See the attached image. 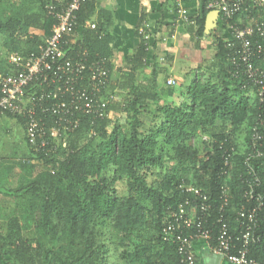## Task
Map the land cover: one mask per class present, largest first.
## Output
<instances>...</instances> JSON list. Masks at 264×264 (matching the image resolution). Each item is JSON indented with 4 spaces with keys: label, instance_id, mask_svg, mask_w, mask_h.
I'll return each instance as SVG.
<instances>
[{
    "label": "trees",
    "instance_id": "trees-1",
    "mask_svg": "<svg viewBox=\"0 0 264 264\" xmlns=\"http://www.w3.org/2000/svg\"><path fill=\"white\" fill-rule=\"evenodd\" d=\"M33 1L35 10L25 13L24 9L23 14L15 13L7 20L0 18V39L6 49L5 55H0V73H8L12 68L6 65L8 53L25 56L39 51L43 40L29 36L30 31L50 35L52 23L44 11V1ZM96 8V2L86 3L79 12L78 28L67 37H75L91 57L108 61L106 94L122 87L128 91V100L125 103L113 100L107 110L112 114L124 111L126 122L111 125L109 119L97 117L90 125L91 118L81 117V126L69 135L67 148L49 156L35 152L25 141L36 163L19 165L33 179L18 185L15 179L8 178L15 175V170L14 173L10 168L7 170L9 164L0 174V197H9L6 202L12 199L17 207L0 223V264H183L176 244L165 241L161 232L179 204L186 198L192 200L193 195L183 191L186 186L199 189L209 198L211 210L205 219L211 223L218 216L222 188L227 185L228 206L224 216L229 221L234 244L240 249L236 213L243 206L249 209L255 205L244 197L249 190L246 182H252L244 158L251 151L254 126L258 128L257 144L263 156L250 161L260 182L252 190L260 194L262 207L248 257L264 264V125H256L258 118L264 119V107H259L255 97L241 90L239 81L231 79L226 64L227 39L214 37L215 77L220 85L211 81L202 83L196 73L186 87L185 101L173 105L164 99L173 96L174 87L162 86L160 82L167 83V78H158L162 72L156 71L157 63H153L151 89L136 78L148 57L146 43L138 36L144 15L135 27L139 43L126 59L123 82L119 86V81L112 82L114 38L108 30L113 14ZM209 13L203 6L200 16H193L194 25L188 31L194 33L195 39L207 33L205 22ZM263 17L264 8L254 9L232 20L224 19L222 27L242 28ZM91 20L95 21L94 29L90 28ZM162 24L160 19L156 31L159 35ZM226 31L230 37L229 30ZM25 38L29 39L24 41ZM4 116L13 119L8 114ZM14 120L25 135L23 121ZM243 127L247 128V135L244 149L239 151L236 136ZM90 129L95 136H90ZM87 134L90 139L85 140ZM200 137L201 149L194 143L191 145V140ZM203 137L209 140L203 141ZM93 140L98 142L93 145ZM226 150H233L234 154L231 166L223 173L222 156ZM7 159L0 160L2 169ZM165 160L174 164L172 172L163 171ZM149 174L157 176L154 185L147 181ZM123 179L126 194L121 196L116 184ZM29 216L33 218L35 232L25 227ZM109 231L116 237L103 240ZM34 237L39 242H34ZM210 246H214V241Z\"/></svg>",
    "mask_w": 264,
    "mask_h": 264
},
{
    "label": "built area",
    "instance_id": "built-area-1",
    "mask_svg": "<svg viewBox=\"0 0 264 264\" xmlns=\"http://www.w3.org/2000/svg\"><path fill=\"white\" fill-rule=\"evenodd\" d=\"M43 1L46 16L52 23L50 35L43 39L37 53L25 56L12 53L7 57L12 68L8 73H0V116L8 114L13 119L22 120L27 145L35 152L49 156L58 149L67 148L69 135L81 126V117L91 118L90 125L97 117L111 121L112 113L107 108L114 96L106 94L108 61L102 57H91L86 49L77 44L75 37H67L78 28L79 12L83 6L90 1L98 3L102 0ZM263 8L264 0H209L206 5V10L215 13L221 22ZM175 15L184 23L194 25L188 11L180 3L175 8ZM90 28L94 29L95 25L91 24ZM228 30L226 64L231 79L239 81L241 90L255 97L259 107H264V17L242 28L230 25ZM154 35L145 24L138 30V36L145 41L148 52ZM167 39V36L160 37L161 42ZM167 85L176 86V80L168 79ZM256 125H264V119L258 118ZM90 136H95L93 129H90ZM250 138L251 151L245 156L244 163L252 182H246L249 190L244 197L254 201L255 205L249 209L243 206L236 213L240 249L234 244L229 221L224 216L228 206L227 185L222 188L218 216L211 223L205 219L211 210L209 198L199 189L186 186L183 191L193 195L192 200L186 198L179 204L177 210L168 216L161 232L165 241L176 244L183 264H197L193 248L197 240L214 241L212 253L230 264H262L248 257L262 207L260 194L252 190V186L256 187L260 182L250 165L251 160L263 156L257 144L260 136L256 126L251 129ZM202 140L209 139L203 137ZM233 154V150L223 153V173L231 166Z\"/></svg>",
    "mask_w": 264,
    "mask_h": 264
},
{
    "label": "crops",
    "instance_id": "crops-1",
    "mask_svg": "<svg viewBox=\"0 0 264 264\" xmlns=\"http://www.w3.org/2000/svg\"><path fill=\"white\" fill-rule=\"evenodd\" d=\"M208 1L209 0H102L98 2L96 11H98L99 9H105L113 14L112 25L108 30L109 34L114 38V42L112 45V48L114 50V57L111 60L113 65L111 73L114 76V68H121V70L119 71L120 77L115 79L112 78V82L119 81V86L120 81L123 80L122 77L126 75V59L133 54V49L139 43V39L135 36L134 33L135 27L137 26L140 17L144 15V24L146 28L153 31H157L158 21L160 19H163L161 33L160 35L158 34V36L159 38L161 36H167L168 39L166 42H161L159 39L154 41L152 40L151 48L146 59L147 63L143 68L137 71V81L140 82L141 76H143L144 79L146 78L143 81L146 85V88H152V82L154 81L152 70L153 63L155 62L157 63L158 67L156 71H158V73L162 72V75L160 74L161 76H159L158 78H167V80L172 78L176 80V84L179 85L181 89L184 86L186 88L195 78V74L198 73L199 68H197L198 65H192L191 62L190 64H188L189 62H183L181 59L184 58L183 56H185L190 48H195L196 46V49L197 47L199 49L200 43L198 41L203 39V37L200 39H195L194 33L188 31V28L193 25L184 23L180 18H178L175 15V8L180 3L188 11L189 15L191 16L190 18H193V16L198 17L201 14L203 6L206 9ZM215 20L218 23L220 18L214 15L212 19V25H210V27L216 24ZM94 22L95 21L91 20L90 24H94ZM90 24H88V27ZM77 34L80 36L81 31H78ZM171 35H173L174 38H170ZM79 36H77L78 38H76L79 39ZM45 38L46 37L43 34V39ZM1 41L2 40L0 39V55L3 56L4 52L2 50L4 47ZM7 63V66H11L8 60ZM191 67H194L193 69H191L194 71L193 75H189L188 68L190 69ZM175 98L176 95L174 93L173 96L162 99H164L165 101L169 100L170 102H173ZM7 119L10 118L4 115L0 116V122ZM10 120L14 121V119ZM15 122L19 126V136L22 140H24L25 135L23 133L22 126L18 123V121L15 120ZM1 137H3L2 134L0 135V139ZM6 138H8V142H10L11 136H7ZM25 146L27 147L26 143ZM10 165L11 164H9V166ZM4 169L5 168L2 169L0 167V174L3 173ZM8 178H12V175H10ZM10 181L11 179H9V182ZM2 182V187H5L4 180ZM210 244L211 242H204L203 240H197L194 242L193 248L196 254L197 264L229 263L226 261V259L222 258L218 262H216L214 258L211 257L212 246H210Z\"/></svg>",
    "mask_w": 264,
    "mask_h": 264
},
{
    "label": "rangeland",
    "instance_id": "rangeland-1",
    "mask_svg": "<svg viewBox=\"0 0 264 264\" xmlns=\"http://www.w3.org/2000/svg\"><path fill=\"white\" fill-rule=\"evenodd\" d=\"M36 4L34 3L33 0H0V18L1 20H7L9 18L12 17V15H14L15 13H19V14H23L24 13V9H25V13H29V11H33L35 10ZM216 24H214V26L210 27L207 30V33L203 36V39L201 40H197L200 43V50L195 48H190L188 50V52L185 54V56H183L184 58H182L181 60L183 62H189L188 64H190V62L192 63V65H198L197 68L198 69V76H199V80L202 83H205L207 81H211L214 82L217 85H220V82L217 80V78L215 77V60H214V55H215V42H214V37H221L223 38V40L228 39V32L226 31L228 29V27L224 28L226 30L223 29V25L221 20H219V22L217 23V21L215 20ZM149 30V29H148ZM150 32L152 31L155 35H154V40H158L160 39L157 36L156 31L153 30H149ZM29 36H37L39 37L41 40H43V34L41 31H37V30H32L29 33ZM29 38H25L24 41H27ZM195 41V40H194ZM155 43V42H154ZM194 43V42H193ZM3 44V42H2ZM191 45V44H190ZM4 52V55L6 53V49L3 48L2 50ZM192 51V52H191ZM190 53V55H189ZM9 55V53H8ZM8 56H6L7 58ZM7 62V59H6ZM6 65H8V63H6ZM194 68V67H193ZM192 67L189 70V75H193L194 71L191 70L193 69ZM121 68L119 69H115L114 68V76L112 75V78H119L120 77V71ZM146 79V78H145ZM144 77L141 76V81L139 83H142L144 80ZM163 80V79H162ZM123 81L121 80L120 83H122ZM144 83V82H143ZM162 84V86L167 85V83H164V81L160 82ZM171 88L174 87V93L176 95V98L173 102H171V104H181L184 102L185 100V86L182 87V89L179 87V85L176 84V86H169ZM176 87V88H175ZM119 88V87H117ZM116 88V92H114L113 90L109 91L110 94H112L114 96V100L117 103H125L128 100V96H127V90H123L121 88L117 89ZM167 102H170L169 100H166ZM126 118L127 115L126 113H124V111H119V112H114V114L111 115V124L115 125V124H125L126 122ZM19 126L18 124L10 119H7L5 121L0 122V135L2 134L3 137H1L0 139V160L1 162L3 161V159L8 158L7 160H5V164L1 165L3 166V168H6L8 166V164H11L10 166L7 167L11 169V171L14 173L15 170V175H12L11 179H15L16 182H18V185L21 184L22 182L25 183L26 179L28 180H32L33 177L26 175L25 172L21 169V165H19L20 163H24V162H28L31 164H35L36 160L31 158L30 153L27 150V147L25 146V142L24 140H22L19 136ZM238 136H236V140L238 141V149L239 151H242L244 149V145H245V141L244 138L247 135V128L243 127L240 128L238 134ZM7 136H11L10 142L8 138H6ZM84 139H90L88 137V134L84 137ZM201 137L199 138V140L197 139H193L191 140V145L196 144L199 146V148L201 149V146L203 147L202 143H201ZM98 141H92L91 143L93 145H95ZM33 162V163H32ZM172 166H174V164L172 165V163H170V161H164V168H166L163 171H173V169H170ZM174 173V172H173ZM147 181L150 185H154L155 180L157 179V176L155 174H149L146 176ZM125 179H123V181H118L116 184V190L118 192L119 195H125L126 194V187H125ZM9 197H5L4 195H1L0 197V223L3 224L6 221V216L7 214H10L12 212V210L16 209L17 207H14V200L11 199L10 203L6 202V199ZM36 204V203H35ZM34 204V205H35ZM20 203L18 204L19 207ZM13 208V209H12ZM23 212V211H22ZM25 220V219H24ZM25 227L27 226L30 231L35 232V225L33 222V218H31L30 216L28 217V219L25 220ZM109 230V227L107 228ZM105 230V229H104ZM112 237H116L114 232H110L108 233L107 237L103 238V240H110V238ZM34 242H39V240L37 238L34 237ZM230 264V263H227Z\"/></svg>",
    "mask_w": 264,
    "mask_h": 264
},
{
    "label": "water",
    "instance_id": "water-1",
    "mask_svg": "<svg viewBox=\"0 0 264 264\" xmlns=\"http://www.w3.org/2000/svg\"><path fill=\"white\" fill-rule=\"evenodd\" d=\"M215 15V13H210L208 14L207 18H206V22H205V29L206 31L210 28V25H212V19H213V16ZM211 257L214 258V260L216 262H218L221 258L216 256L215 254H211Z\"/></svg>",
    "mask_w": 264,
    "mask_h": 264
}]
</instances>
